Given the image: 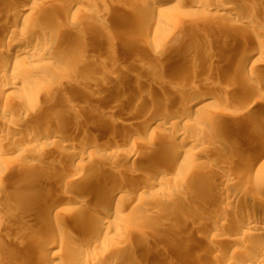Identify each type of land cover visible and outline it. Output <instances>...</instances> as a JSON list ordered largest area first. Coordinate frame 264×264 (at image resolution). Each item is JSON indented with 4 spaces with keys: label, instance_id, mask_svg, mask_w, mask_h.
<instances>
[{
    "label": "bare ground",
    "instance_id": "obj_1",
    "mask_svg": "<svg viewBox=\"0 0 264 264\" xmlns=\"http://www.w3.org/2000/svg\"><path fill=\"white\" fill-rule=\"evenodd\" d=\"M163 1L164 0H145V1L143 0V2H140L139 7L141 8L140 9V12L142 15L141 17L144 20L148 19V20L152 21L155 18L157 13H159L158 15L160 17L163 15H167V14L172 13V10L170 8L161 9V4ZM200 1L198 2L199 5L201 4V6L203 5V7H205L204 4H206L205 3L206 0H200ZM226 1L216 0L215 2L213 1L214 4H212V6H209V5H207V6L209 8V11H211V12L214 11L215 17L218 19H222V20L226 19V21L231 20L232 22L235 20L238 21V23L236 22V24L234 26V30H235L234 34L237 33L238 35L241 34V35L245 36V34L248 33L249 27H252L251 23L255 20L257 21L261 17H262L261 19H263V17H264V7H263V9L257 8L256 10L255 9L252 10L251 8L249 10L245 9V8H241V10L240 9L238 10L235 5H232L231 3H229V1H227V2ZM258 1H259V3L264 5V0H258ZM42 4L43 3L40 2V0L39 1L38 0H29V1L28 0H0V24L3 27L4 26L6 27L7 32H8V28L11 29V28L17 27L16 24L22 23V25H23L22 28H17V29L12 30V31L9 30L10 31V33L8 32L10 34L9 37L7 39L5 37V39L7 40V41L5 40V43L7 44V46H6L7 50L5 49L4 51H2V50L0 51L1 52L0 53V59H1L0 61L3 63L2 65L0 64V78H1V80H2V78H7L8 76L18 74L17 78H19L20 81L17 82L18 81V79H17V81H16L17 83H11L10 85L8 84V86H2V88L0 89L1 93H2V91L8 90V89H14L15 87L17 88L18 86H22L23 85L22 83L25 81L29 82L28 84H30L32 86H36V85L41 84V83L46 82V81H48V83H50L49 80H51V79H53L55 81L54 82L55 85H53L54 84L53 83L49 87V89L47 90L48 94L50 95L49 96L50 101L46 102L47 105H45V109L43 110V112L40 111L41 113L40 112L38 113V110H36V108H38V103H37V99L35 98V94L26 95L28 97V100H29L30 108H28V109L24 108L25 109L24 110V112H25L24 118L25 119H23V121H21V122L18 119L19 120V122L17 121L18 123L16 121L7 122V120H3V124L1 125L2 129H0V208H5V209L7 208L8 212H9L8 221L6 222V225H4V226H6L5 230L7 231L5 236L6 237L9 236L16 229H19L20 232L25 231V232H23L24 235H23V237H21V240L18 242L17 245L19 247H22V246L27 247V251L30 254L34 255V257H32V258L30 255H28V256H30V258L28 257L27 260L29 261V259H31L34 264H48L46 262V261H48L47 255H46V253H44L42 251V249H44V250L48 249V248L50 249L51 247H54L53 244L54 245L60 244L59 246H60L61 250L66 251V257L65 258L68 260L67 262L73 263L75 261L77 263L79 262V264H131L133 261L132 258L134 257V259H136V257H135L136 253L142 254L141 252H139L141 250V248L138 246V244L136 245L135 243H132L130 241V238L127 235V232L129 231L128 229H130L132 227V226L129 227L130 225H132V224H130L132 221L130 220L131 221L130 222L129 220H127L126 217L117 213V208L119 205L132 203L133 201L137 200V198L144 200L145 198L143 199L142 195L147 190H149L150 188L157 186L163 190H162V193H160L156 196L157 197L156 200L154 199V201H153V203L156 204L155 207H158V205H160V206H162V208L164 207V209H166L167 207H168L167 209H169L170 207L180 208V210L184 212L183 213L184 216L182 214H180V215H182V217H181L182 219H178V220L176 219V221L173 220L175 223V224L173 223L174 226H177L176 227L177 230L179 228L182 232H185L186 233L185 235L188 234V236L190 235L195 240H198L199 243L202 242V244L203 243L205 244L207 242L208 245L210 244L209 246L211 248L210 247L209 248H210V250H212V252H210V253H212V254L216 253L215 257H216L217 261H218V259H221L223 257V255H221L220 252H222V251L224 252V249H226L227 246L230 247V246H235V245H242L243 243L244 244L249 243V245L246 246L247 248L249 247L248 251L250 252V254H246L247 255L246 257H248V260L252 261L253 264H264V178L260 180V179H257L256 177H253L251 180V182H253V184H255L256 189H254V191L256 190L255 192H257V193H255V194H257L256 196H258V198L256 199L258 201L255 200V202L252 201V203H251L253 205L252 209H251V207H250V209H247V207L245 209L246 204L244 202L247 199L244 198L246 200L243 202V199H241V196H240L241 194H240L239 195L240 197L238 199L236 198L237 195L236 196L234 195V198H233V199L236 198L238 200V202H236V203H239V205H240V207L238 209L235 206H234L235 208H233V206L229 202L224 204L223 200H222L223 204L222 205H221V203L219 204V208L221 209L222 212L218 213L219 214L218 216H216V214L215 215L213 214V216H215V217L208 215L207 212L209 210H207V209H209V208L206 209V207L204 205L209 203L208 201L210 199H212L213 196L209 200H208V198H207V200L204 198L206 201V204H205L204 203L205 201L203 200V198H201V195H200L201 191L200 190H202V195H203L204 192L209 191V189L207 190V187L210 188V186H216L217 184L220 185V183H219L220 181L217 183V180L214 179L212 175L208 176L209 173L211 172L210 171L211 166L209 167L208 165H210V163L213 164L214 161H215V164H217L219 161L218 159L220 158V155L222 154V156H223L224 154H226V152L229 153V151H232V149L229 150V147H227L226 144H225L226 147H224V148L222 146L218 145L222 148H219L217 150L212 149V147H207V146L205 147V145L201 144V141H199L198 139H195L196 137L193 138L194 136L191 137L190 134H188V131L190 132V131L195 130L198 133H204L205 132V135L207 136L206 132L210 131L209 130L210 129V123L208 121L212 119V117H213L212 114L214 112L211 114V112L209 111V105L211 103H209V101H208L209 99L207 100L206 97L204 98V96H205L204 93H207V91L205 89L199 91V89L201 87L200 88L198 86L195 87L194 84H193L194 86L193 85L192 86H190V85L185 86L186 85L185 82H187V80H185V82H184L185 85H184L182 82V79H184V77H182V76H185L186 78H187V76L184 74H187V75L190 74L189 76L191 78H192L191 74H194L193 76H194V78H196V76L198 75L200 70L203 69V71L204 70L206 71L209 68H215L218 72L217 74H219L221 77L222 76H223V78L228 77V78L232 79V81L234 82L233 84L238 82L240 86H241V83L244 82L245 80H248L251 83L253 78L255 79V77H252V74H250L251 76L250 75L248 76V74H246V72H248V71H246L245 73L238 71V67H236L237 65L236 66H229L230 63H228L229 62L228 60H227L228 62L222 61V63L225 64L224 65L225 68L224 67H222L223 69L221 68V66H223V65L218 66V64L221 62H219V60H217V58H216L217 55H215V54H213L215 56L212 55L213 51L210 49H213V48L216 49V47H217V49L220 48V50L223 53H225V52L228 53V51L233 49V48L229 47L230 45L227 44L226 41L224 43H221V41L223 40V38H222L223 35H221V34L218 36L216 35V37H214L213 39L209 38L210 41L206 40V39H205L206 41H204V42L202 41L203 42L202 44H204V43L206 44V42H208L210 49L207 46L208 47L207 50L212 51V53L210 54L212 56H209V55L207 56L208 51L206 50V47H205L204 49L207 51V52H205L206 55H203L204 53H200V55L202 54L204 56L203 59H201V61H200V59H199L200 57L199 58L197 57L198 61H200L199 63H198V61H197V63H193V62L190 63V61L189 62L186 61L184 63L182 62L183 63V66H181L182 68L179 67L181 69V71L183 72L182 76H181L182 72L180 71V69L178 70V67H176V68L174 67V68L177 69L176 70L177 72L180 71L181 74H180V72L178 74L175 70H171L173 67H170L171 69L168 70V72H166V73L164 72V71H167L164 69L167 68L168 61L171 60V57H173L172 53L164 52V50L166 51L167 49L166 48L163 49L162 48L163 46H161L159 48V49H163L162 52H159V51H161L159 49H157V51H155L156 56L152 57L153 59H150V62H148L147 67L159 70L163 74L162 75L163 77L161 79H163L165 81L166 80L172 81L173 82L172 84L176 85V86L174 85V89L178 88V92L176 91L178 96L175 94L177 97H175V98L173 97L174 99L172 97H170V99H168L169 97L167 96V94H166V96L168 98H165L164 94L163 95L159 94V96H158V93H156L157 95L155 94V96L151 94V96L154 98H156L158 96L157 97L158 101L154 102L153 101L154 99L152 97H150V91L152 92L153 89L152 90H149L150 88L146 89V86L143 85V84H145L143 82V80L141 82L143 84L140 83L139 85H143L144 88L139 86V85H136V83H135V86H133L134 88H132L131 91L129 90L130 93L128 91V93L130 94V98L128 97L129 99L122 101L123 103L121 105H120V102H121L120 99H122L123 97L120 99L117 97L120 102L119 101H116V102H119L120 107L116 106L117 103L115 104V101L113 99L115 97L114 95L116 94L115 91H114L115 94L111 95L112 97L108 96V95H105L103 97L100 95V97H99L95 91V94L100 98V100L98 101V99H97V101H98L97 107H94V108H97V109H95L96 112H95V110L92 109L93 114L91 113L92 114L91 116L88 115L90 113L87 114V116H89L90 118H88L89 120L86 122V124L84 126H80L81 124L80 125L78 124L79 121L75 120V119H74L75 121L73 120L74 122L72 121V123H70L71 120H69V122L63 121L66 123L64 125L61 124L62 128H59L60 126H58V129L57 130L54 129L55 130L54 132L48 131V132H46V134H41L42 131H41V133H39L38 131H40V130H38V131L36 130L37 126L35 129H34V127L31 128L33 126V125L31 126V123H33L39 117H48V116H52L53 114H57L59 112L58 110H59L60 103H63L62 101H64L66 99V98L64 99L62 97V95H64L63 93L69 91V94L71 92L72 96L78 95V96L82 97L83 101L84 100L86 101V100L90 99L91 97L95 96L94 95V87L92 88L93 90H91L88 86L92 81L95 83V81H94L95 79H94L93 74L96 71H95V68H94V71H92L93 68L87 70V68L89 66V65L87 66V64H86L87 58L84 54L80 53V51L82 52L84 49L86 50V48H89V46H92L94 44V42L98 39V33L92 32L91 29L90 30L89 29L88 30L87 29H78L79 27L77 26L76 23L67 22V23H69L70 27L78 29L77 36L75 37L76 40L70 44H67L66 47H64L61 44H58L62 41V36H61L62 33L55 32L54 30H49V29L48 30L45 29L44 31L36 30V28L38 27L36 24H38V22L40 20H42L41 18H43L44 15L46 16V18L48 17L47 20L51 16L53 17V15H54V14L51 15L50 14L51 12L48 9H45V8L42 9L43 8ZM256 4L258 5V2ZM207 6H206V8H207ZM247 7H249V6H247ZM250 7H252V6H250ZM40 9H42V10H40ZM36 12L43 13V14L41 16L40 14H37ZM92 15L99 17V15L96 13L92 14ZM161 20L162 19H159V22H161ZM45 21H46V19L42 20L40 22L45 23ZM41 23H39V24H41ZM256 23L261 24L263 22L260 23V20H259V22H255V24H253V25L255 26ZM45 24H49V22L45 23ZM158 25H161V23L160 24L158 23ZM39 26H41V25H39ZM3 30H1V31L4 32ZM258 33H260V32H258ZM261 34L264 36V30L262 31ZM237 38H238V36H237ZM244 38H246V37H244ZM59 39L61 40L60 42H59ZM198 39H200V38H198ZM226 39H228V38H226ZM3 41H4V38H3ZM197 42H199V41L197 40ZM197 42H196V44H197ZM238 43H240V42L238 41ZM194 44L192 43L193 46H194ZM205 44H204V46H205ZM262 44L264 46V43H262ZM187 45H189V44H187ZM255 45H256V43H255ZM255 47H257V48H255L256 50L253 49V51L250 53V55L248 56V58L245 61L242 62V60H240L239 62L243 63V64H241V66H243V68L244 67L246 68L248 65L251 64L250 66L253 65L254 67L260 68L261 70L264 71V57L262 55V53H263L262 48L263 47L257 46V45ZM202 48H201V50H199V48L197 47V49H198L197 52L198 51L201 52ZM28 56L30 58H26ZM20 58L24 59V62H25V64H27L28 67H26L24 69H18V67H16L15 61L17 59H20ZM51 58L55 59V62L52 61L53 63L49 64V66H47V68L46 67L44 69L42 67L40 68L36 64V62H38V61H45V59H51ZM221 58H222V56H221ZM107 60H108L107 61L108 63L113 62V60H111V59H107ZM101 61L103 62L102 59H100V62ZM191 61H193V60H191ZM98 62H99V60H98ZM107 62L104 61L103 63H101V65L103 64L105 66L107 64V66H108ZM114 62L112 63V65L114 64L113 67H115V65H117ZM231 62H233V61H231ZM104 63H106V64H104ZM96 64H99V63H96ZM236 64H239V63H236ZM83 65H85L87 68H84ZM101 65L99 64L96 66H101ZM127 65H128V63H127ZM171 65H172V63H171ZM231 65H232V63H231ZM80 66H82L84 69L87 70V71L85 70L86 73H84V72L81 73L84 69L80 70L81 69ZM90 66H92V64ZM125 66H126V63H125ZM125 66L122 65L119 67V69L117 67L118 70L115 69L116 72L117 71H120V73L121 72L125 73L127 71L132 72L133 69L131 70V67H130L131 65L126 66V67ZM227 66H228V68L226 69ZM243 68H242V70H243ZM103 69H104V67H103ZM110 69L113 70V68H110ZM110 69L108 70V72L110 71ZM167 69H169V67ZM115 70H113V72ZM252 70H253V68H252ZM139 71L138 72L136 71V72L139 73ZM172 71H175L176 73H174ZM113 72H110V73H113ZM133 73H135V71ZM142 73H144V72L142 71ZM96 74H95V76H96L95 78L101 80V81H99V83H97L98 81L96 79L97 85L101 84V82H103V80H104V83H102L101 86L106 87L105 81L108 82V79L105 80L103 75H102L103 78H101V77L99 78L98 76H100V75L99 74L96 75ZM106 74L108 75L107 72L105 73V75ZM200 74L201 73H199V75ZM121 75L123 76L122 78H124V79H126L127 77L132 78V76L130 74H128L129 76H127L126 78L124 77V74L121 73ZM121 75L120 76L117 75V76H119V78L116 75H114V76H116L119 79L118 81H120V80L122 81V79H120ZM213 75H215L214 72H213ZM109 76H111V78H112V74H110ZM114 76H113V78L117 79ZM203 76H200V77H203ZM134 77H136V76L133 75V78ZM150 77H151L150 75H147V76H143L142 78L144 80H146L147 82L149 80L154 85H160L159 83L162 80H156L157 79L156 77L155 78H153V77L150 78ZM259 77H261V76H259ZM216 78H217V76H216ZM219 79H221V78H219ZM132 80L134 81V79H132ZM138 80H141V79H138ZM188 80H190V79H188ZM262 80H263V78H262ZM190 81H188V82H190ZM255 81L257 82L256 79H255ZM81 82L88 85L87 87L89 89L87 91H84V90L79 91L80 89H77L76 86L78 85V83L80 84ZM113 82H112V84H113ZM126 82L127 83L130 82V80L129 81L126 80ZM134 82H136V81H134ZM204 82H206V81H204ZM207 82H209V81H207ZM116 83H118V82L116 81ZM119 83L117 84L118 86H120ZM148 83H146V84H148ZM200 84H201V82H200ZM117 85H115V86H117ZM129 85L131 86L132 84H129ZM262 85L264 86V81H263ZM84 86L86 87V85H84ZM109 86L111 87L112 85H109ZM115 86L113 85V87H115ZM237 86H238L237 84H235V86L234 85L231 86V87H233L232 88L233 91L237 89ZM257 86H259V83H258V85L256 84L255 87H257ZM207 87H208V85H207ZM106 88H105V90L103 89L105 92H106ZM111 88H110V91H111ZM250 88L251 89L242 88L244 93H242V95L239 97V104H243V105H244V103L246 104L248 102V100L252 99V97L255 99V101L259 99V101L262 100L264 102V93H261L262 90L259 91L258 88H254L253 86L252 87L250 86ZM66 89H68V90L66 91ZM76 89H77V92L75 93ZM115 89L117 91L118 87ZM217 89H218V87H217ZM232 89H230V90H232ZM238 89H239V87H238ZM123 90H124V88H123ZM156 90H157V88H156ZM207 90L211 91V90H209V87ZM240 90H239V92L242 91V90L241 91ZM98 91H99V89H98ZM118 91H120V88ZM202 91L204 92L203 96H202V94L199 95L200 94L199 92H202ZM112 92H113V90H112ZM163 92H166V91H163ZM229 93H230V91H229ZM169 96H171V95H169ZM151 99H153V100H151ZM68 100H70V99H68ZM115 100H116V97H115ZM0 101H2L1 98H0ZM83 101H82V103H83ZM151 101H153V102H151ZM143 102H145V103H143ZM69 106H71V105H69ZM90 106H92V104H90ZM112 108L113 109L115 108V110L118 108L117 109L118 111L117 110L116 111L114 110V111H115L116 115L118 116V118L122 117V124H123L124 120H126V119H124L125 117L126 118L131 117V119H133V122L134 121L136 122L135 118H138L141 115L143 117L148 116L149 119L151 117V120L153 121L152 123H156V125L158 124L159 126H162L164 128V131L166 134V136L164 137L165 141H163L161 143H159V142L157 143V141H155V139L150 140L149 144H147L148 145L147 149H145V152L143 151L144 152L143 153L144 158L143 159L141 158L144 161L143 166L140 165L142 162L138 161V154L135 153V152H138V150L133 151L136 155H133V153H132L130 155H127L125 158H123V159H125L124 161L126 162V164L128 163L129 167L126 168L128 170L127 171L125 170L126 171L125 173H122L123 175H122L121 179H119V178H118L119 180L116 179L114 177V175L112 173H110L104 177H100V178L94 177L95 179H93V180H87L90 177L92 178L97 172L99 173L102 171V170L101 171H98V170L106 169L107 167L106 168H104V167L107 166L108 164H110V170H111V165L116 167V165L118 164V161L121 160L120 157L122 155L121 154L120 156H118L120 160L115 159V160H117L116 162L114 161L115 163H112L110 160V162H108L107 165H105L106 163H103V165H105L104 167L102 166L103 168L99 167L100 169L98 168V170H96L97 167L94 168L92 165V162L95 160L94 156L95 157L101 156L102 150L104 151L105 150L104 148H107V147H104L105 143L104 144H102V143L108 137L106 139H103L102 136L99 135L100 133L98 135L95 134L93 128L99 127V129H97V132H98V130H100V131L104 132L105 136L108 133L107 136L109 135V139H112L114 137H116L118 139L117 136H119V138H125V135H129V138H131L133 136L135 137L136 134L139 135L140 134L139 129L142 128V126H143V125L141 127L139 126L140 127L139 129H135L136 125L133 126V124L131 123L133 126V129H135V130H131L132 128H130V126H129L130 130H128V132H127V129L125 131L124 128H122V126L120 127L121 124L111 121L113 119H117V117L114 118L115 115H113V118H112V115H110L111 116L110 118H112V119H108L109 121L107 120V117L105 120L104 114L110 110L113 111ZM11 110L12 111H10V109H9V112H8V111H6V110L4 111V109H2V111L5 113L6 112H8V113H10V112L14 113L15 112L16 113V111H17V110L13 111V109H11ZM62 110H64V108ZM62 110H61V113H62ZM19 111H18V113H19ZM69 111H71V109ZM20 113H22V112H20ZM69 113H70V115H69V118H70L71 112H69ZM66 114H67V112L64 115H66ZM144 115H146V116H144ZM87 116H86V118H87ZM48 119L49 118H47L46 121H49ZM54 119H55V117H54ZM59 119H66V118L60 117ZM68 119H66V120H68ZM119 119L121 120V118H119ZM139 120H141V117L137 119L138 122H139ZM117 121L118 120H116V122ZM59 122H61V120ZM80 122H82V121H80ZM41 123H42V121L39 124H41ZM107 123H110V125H112V126L105 131ZM35 124H37V123H35ZM46 124H48V123L46 122ZM56 124H58V123H56ZM247 124L245 125V131L243 129V131H244L243 133H240V132H242V131H240L239 132L240 134L235 137V140L232 138V140L235 141L236 145L238 143H242L244 141H247V139L250 136L252 137V135H251V134H253L251 131L252 128H251V126H247ZM29 126H31V127H29ZM137 127L138 126H136V128ZM46 131H47V128H46ZM123 132H125V135L122 137L123 134H121V133H123ZM225 134H226L225 131L221 132L218 134V137L220 136L219 138L222 140L224 138L227 139L228 137H226ZM24 135H27L29 137L30 141L33 143V146L31 143V145L27 147L28 149L27 148L23 149V147L22 148L19 147L20 141L18 143V140H20L21 139L20 137H22ZM262 135H263V137L261 136L263 138L262 140H264V133ZM111 136H112V138H111ZM200 137H201V135H200ZM202 137L205 139L204 136H202ZM126 138H127V136H126ZM137 138L138 137H136V139ZM89 139L95 140L96 143L93 142V144L94 145L97 144V146L95 147L94 150L91 149V150H93L92 151V154L94 155L93 159L92 158L90 159V157H86V158L90 159V160L88 159V161H87L89 163H86L84 155L89 154V152L88 153L85 152L87 154H84V151L88 147V146H86L88 144V143L86 144V142ZM173 139L177 140L178 142H175ZM213 139H216V137H214ZM118 140H116V141L118 142ZM123 140H125V139H123ZM211 140L210 139L208 140V143L210 142L209 144H212L211 143L212 141L214 142V140H212V141ZM216 140H218V138ZM128 141H129V139H128ZM40 142H45V143L50 142L51 147L55 148V150L53 148L54 152L57 154V156H60L59 157L60 160H58L57 163L54 161L55 165H54V168L52 169V171L50 170L49 173H46L47 175L44 174V177L49 175L50 179L47 177L46 178L49 179L50 182L52 179V183L54 180H56L59 182V183L56 182L57 184H60V183L62 184L66 180L73 183L74 181L71 178H74V179H77L78 177L83 178L82 174L86 171H87L86 173H88V175L87 174L86 175L89 176L90 173L88 171H90L89 168L91 167V165H92L94 171H97L96 173L94 172L93 176L90 175V177H84L85 180H87V183L85 184L86 186H82L76 190L74 189L73 191H70L69 192L70 194L68 196L67 195L65 196V194L62 193L64 190L61 191L60 190L61 188L59 189L57 184H55V182H54L53 189L58 188V191L60 190V194L62 193L61 199H62L63 194H64L65 198L72 201L75 205L76 204L77 205L82 204V206H83V204L87 203V201H90V199L92 201V198H95L94 202H96V203H97L98 198L103 199L102 203H98V206L96 205L97 208L94 207L92 209L90 208V210H88V211L85 210V212H82L80 214L77 213V214H79V216L77 218H76V216H77L76 214H75L76 216L75 215L72 216V217L76 218V221H77V219L79 221L77 224L75 222L74 227L77 226L76 227L78 229L77 232L79 231V233H81V235L83 237V238L81 237L82 239H80V241L72 240L73 237L69 240H68V238H69L68 237L67 238L68 241H66V240L62 241V239H63L62 237L66 236V235L68 236L70 234L67 231L68 229L66 230V229H63L59 226H56V227L54 226L52 228H50V227L48 228L47 225H45L46 221L48 219H50L51 216H58L60 212L58 211V208L55 205H53V203L51 201H47L45 199L43 200V199H40V197H38L37 181L42 180V178L40 179V176H39V174L42 171L41 172L36 171L37 174L34 173L35 174L34 176L29 174V173H31V171L34 170V168L32 167V164H31V169L33 168V170H30V172H27V169L30 167L28 166L29 164L26 163V160H27V158L32 157V156H30L29 152H32L33 151L32 149L36 148V147L33 148L35 146V144L36 143L40 144ZM106 142H107V140H106ZM113 142L115 143V140ZM219 142H221V141H217L216 143L217 144L222 143V142L221 143H219ZM232 142L233 141H231V144H233ZM109 143L111 144L112 142H109ZM109 143L107 142L106 145H108L109 147H112V145H110ZM37 144H36V146H37ZM89 144H91V143H89ZM93 144H91V145L93 146ZM101 144L103 145L104 148L101 146ZM4 145H6V146L4 147ZM114 145H116V144H114ZM184 145H190L192 150L193 151L196 150L197 153H195V155L194 154L191 155L192 153L190 155L184 153L185 155L182 156V152H180V149H181L180 147H182V146L184 147ZM249 147H251V146H249ZM52 148H49V149L52 150ZM49 149H48V151H49ZM233 149H235V148H233ZM53 150L51 151V153L53 152ZM187 150H189V149H187ZM49 152H47V155ZM51 153H49V154H51ZM104 153H106V151ZM236 153H238V152L236 151ZM236 153H234L235 156H236ZM240 153H242V152L240 151ZM56 154H54V155H56ZM229 154H232V152ZM234 154L231 156H234ZM27 155H29V157H27ZM47 155H46V157L48 158ZM238 155H237V157H238ZM9 156H12L13 159H17V160L21 161L19 164V167H18L19 168L17 171L18 173H16V174L7 169V164L12 160V158H10ZM34 156H33V159L36 158ZM240 156H241V154H240ZM49 157H50V155H49ZM52 157H53V155H52ZM52 157H50V158H52ZM118 157H115V158H118ZM47 158H46V160H47ZM55 158H57V157L55 156ZM110 159L114 160V157L110 158ZM38 160H40V159L37 158V161ZM41 160L43 161V157ZM96 160L94 162L98 161V160L97 161ZM173 161H174V163H176L178 161L181 162L178 170L176 167L177 163L175 165H173L174 164ZM216 161H217V163H216ZM122 162H123V160H122ZM125 162H123V164ZM139 162H140V164H139ZM227 162H228V160H227ZM170 163H172V164H170ZM34 164H36V163H34ZM34 164H33V166H35ZM44 164H45V162H44ZM39 165H42V164H39ZM118 165L121 166V164H118ZM220 165H223V164H220ZM37 166H38V164H37ZM49 166H50V164H49ZM51 166H53V164ZM162 167H163V169H162ZM206 168L210 169V170H208V172H209L207 174L208 177L206 176V173L203 174V171ZM246 168H247V166H246ZM112 169H113V167H112ZM103 171H107V169L103 170ZM45 172H43V173H45ZM215 173L217 174V172H215ZM99 174H101V173H99ZM199 174H200V177L198 176V178H195V175L197 176ZM52 175H53V177H52ZM172 175H176V177H177V180L175 182H172L170 180V178L168 177V176H172ZM42 176H43V174L41 175V177ZM162 176H164L166 178L168 177L169 179L165 180V178ZM228 176H229V173H228ZM221 177H222V175H221ZM26 178H28V179H26ZM69 178H70V180H69ZM216 178H219V177H216ZM47 179H45V181L42 180V182L47 183L48 182V181H46ZM180 180L184 182L181 185H180V183H177ZM79 181H82V180H79ZM79 181H78V183L75 181L77 187L79 186V185H77V184H79ZM82 182H85V181H82ZM52 183H50V184H52ZM48 184H49V182H48ZM48 184H46L45 186H50ZM64 184H62V186ZM230 184H231V182H230ZM250 184L252 185V183H250ZM40 185H42V183L39 184V186ZM65 185L63 187H65ZM229 185H227V186H229ZM232 185H234V184H232ZM227 186H225V187L227 188ZM235 186L236 185L230 186V187L231 188L234 187V189H235ZM50 187H48V188H50ZM230 187H228V188H230ZM70 188L72 189V187H70ZM205 188H206V191L203 192V190ZM35 189H37V190H35ZM53 189H52V193L54 192ZM167 189L170 190L169 193H165V190H167ZM198 189H200V190H198ZM210 190H212V187ZM231 190H229L230 193L235 192V191L231 192ZM47 191L50 192V190H47ZM55 191H57V189ZM128 193H129V195H131V193H133V195H132L133 197H131V198L128 197L129 196ZM227 194H228V192H227ZM234 194H237V192ZM56 195L57 194H55V198H56ZM213 195H215V194L213 193ZM217 195H219V194H217ZM177 196L179 198H181L180 201L177 199L178 198ZM59 197L60 196H58V198ZM202 197H205V196H202ZM231 197L232 196H230V198ZM6 198H8V200H10L11 202L13 201V203H12L13 205L6 202L7 201ZM46 198L50 199V197H46ZM230 198H229V200L226 198L227 201H230ZM250 199H252V198H250ZM224 200H225V198H224ZM98 201H100V200H98ZM143 202L145 203L147 201L144 200ZM199 202H201V204ZM202 202L204 203V205H202ZM218 203L216 202V204H218ZM88 204H90V203H88ZM92 205H91V207L95 206V205H93V206ZM189 206H191L193 208L191 210H189V209L186 210V207H189ZM145 207H147V206L145 205ZM150 207H151V205H150ZM255 207H258L260 209L258 210ZM152 208H154V207H152ZM162 208L160 207L159 210ZM150 209L151 208H149V210ZM156 209H155V211H157ZM216 210H217V208H216ZM150 211H153V210H150ZM168 211H170V209ZM160 212H162V210ZM218 212H220V211H218ZM61 213H63V212H61ZM192 213H196L195 215L197 217H195L196 219H194V221H192L189 224L188 222L190 220L188 221L187 218L190 219L191 216L188 217V215H190V214L193 215ZM71 214H72V212H71ZM177 215H179V214H177ZM129 216H131V215H129ZM209 216H211V217H209ZM152 218H154V215ZM171 218H172V216L170 217V219ZM155 220H156V222H157V220L161 221L160 218H157ZM73 221H75V220H73ZM3 222H4L3 224H5V221H3ZM26 222H28V223L32 222V224L34 223L33 226H35L36 228H32V229L37 230V231H35L36 232L35 236H31V234H30L32 231V230H30V227H32L31 226L32 224L29 226V225H26L27 224ZM135 222H136V220H135ZM236 222H237V224H238V222L240 223V224H238V225H241L240 228H236L237 225L235 224L236 226H234L232 224V223H236ZM149 224H150V222H149ZM162 225H160V226H162ZM47 228L49 229V231H47ZM76 228H74V229H76ZM114 231H116L117 234H119L117 236V238H109L108 239L109 234L111 232H114ZM238 232L241 233V235L238 234ZM47 238H49V240L51 239V241L52 240L53 241L50 244H48ZM186 238L189 239L188 237H186ZM60 239L62 242L60 241ZM198 241H197V243H198ZM155 242H156V240H155ZM146 243H147V241H146ZM98 244H102L104 246V249L101 252H97L98 255H95L96 256L95 259L86 258L90 253L89 251L92 250L94 247H96V245H98ZM147 246H148V244H147ZM151 247H150V249H151ZM148 248H149V246H148ZM23 249H25V248L23 247ZM124 249L128 250V254H123ZM146 250H147V248H146ZM141 251L143 252V250H141ZM156 251L154 252L155 255L157 254ZM237 252H238V250H237ZM237 252H235V253H237ZM244 253H245V251L243 252V254ZM57 254L60 255V253H57ZM132 254H133V257L131 256ZM144 254L148 257H151L150 251H146V253H144ZM61 255H62V252H61ZM161 255H166V254L165 253L160 254V256ZM169 255H168V257H169ZM240 256L242 257V255H240ZM148 257L146 259H148ZM246 257H245V259H246ZM153 258L154 257H152V259L151 258H149V259L153 260ZM234 258H236V257H234ZM168 259L169 258H167V260ZM223 259L224 258H222V260ZM137 260L139 261V258ZM151 260H150V263H151ZM59 261H60V259H59ZM59 261L57 263H54V264H62L63 261H61V262H59ZM163 261L165 262V260H163ZM242 262H243V260H242ZM145 264H147V262H145ZM229 264H232V263H229Z\"/></svg>",
    "mask_w": 264,
    "mask_h": 264
},
{
    "label": "rangeland",
    "instance_id": "obj_2",
    "mask_svg": "<svg viewBox=\"0 0 264 264\" xmlns=\"http://www.w3.org/2000/svg\"><path fill=\"white\" fill-rule=\"evenodd\" d=\"M199 1L200 0H164L162 2V4H161V9L170 8L172 10V13L167 14V15H163L161 17L158 15L159 13H157L155 18L152 21H150L148 19L144 20L141 17L142 15H141V12H140L141 8L139 7V3L143 2V0H40V2L43 3L42 4V6H43L42 9H44V8L48 9L51 12L50 14L51 15L54 14V15H53V17L51 16L48 20H47L48 17L46 18V16L44 15L43 18H41V19L42 20L46 19L45 23L49 22V24H45L44 22H43L44 23L43 24V23L40 22L42 20H40L38 22V24H36L38 26L36 28V30L44 31L45 29H47V30L49 29V30H54L55 32L62 33L61 34L62 41L59 39V42L60 41L61 42L58 43V44H61L64 47H66L67 44H70V43L74 42L76 40L75 37L77 36L78 29H87V30L91 29L92 32L98 33V39L94 42V44L92 46H89V48H86V50L84 49L85 51L84 50L82 52L80 51V53H82V54H84L86 56V58H87L86 59V64H87V66L89 65L88 68L85 65H83V67L87 68V70L93 68L92 71H94V68H95L96 72L95 73L93 72L94 73L93 75H94L95 83L92 81L91 82L92 84L90 83L89 86H88L87 84L81 82L80 84L78 83V85L76 86L77 89H80L79 91H82V90L87 91L89 88L91 90H93L92 88L94 87V95L95 96L91 97L90 99H88L89 101L86 100L87 101L86 102L85 100L84 101L82 100V97H80L78 95H73L72 96L71 92L69 94V91L68 92L64 91L65 93H63L64 95H62V97L64 99L65 98L66 99L64 101H62L63 103H60L59 110H58L59 112L57 114H53L52 116L39 117L40 119L39 118H38L39 120L36 119L33 123H31V126L32 125L33 126L32 127L29 126V127H31V128L34 127V129H35L36 126H37L36 130L37 131L40 130V131H38L39 133H41V131H42L41 134H46V132H48V131L49 132L50 131L54 132L55 130L58 129V126H60L59 128H62L61 124L64 125L66 122H69V120H71L70 123H72V121L74 119L78 120L79 121L78 124L79 125L81 124L80 126H84L86 124V122L89 120L88 119V118H90L89 116H91L93 114L92 109L93 110L97 109V108H94V107H97V103L100 100V98H99L100 95L102 97L105 96V95L111 96V95H114L115 92H116V94L114 95L116 97V100H115L114 96H113L114 97L113 99L115 101V104L117 103L116 106L120 107V105L123 103L122 101L127 100V99L130 98V94L129 93L132 90V88H134L133 86H135V83H136V85H139L142 82V80H143V82L145 84H143V83H141V84L146 86V89L147 88L148 89L150 88L149 90L153 89L152 92L150 91V97H152L151 94L155 96L156 93H158V96H159V94L160 95L164 94L165 98L169 97L168 99H170V97H172V98L173 97L174 98L177 97L178 96L177 95L178 88L174 89V85L175 84L173 85L172 81H167V80L165 81V80L161 79L163 77L162 76L163 74L159 70L147 67V64H148V62H150V59H153L152 57L156 56V52L155 51H157V49H159L161 46H163L162 47L163 49L166 48L168 50V51L164 50V52H169V53H172V55H173V57H171V60L168 61L167 68L169 67V69L165 68L164 70H167V71L163 70L165 73L168 72V70L171 69L170 67H173L171 70H175L176 71L177 70V69H175L176 67H178V70H179L180 68H182L181 66H183V63L186 62V61L187 62L190 61V63L191 62L197 63L199 57H200L199 59L201 61V59H203V57H204L203 55H206L205 52H207V51H208L207 56L208 55L212 56L213 54H215V55H217L216 58H217V60H219V62L222 63V61L223 62H225V61L228 62L229 61L228 62V63H230L229 66H236L237 65L236 67H238V71L243 72V73H245L246 71H248V72L250 71L249 73L246 72V74H248V76L250 74H252V77H255V79L257 80V82H256L255 79L253 78L251 83H250V81L245 80L244 82L241 83L242 87L237 82V83H235V84L238 85L237 89L233 91V89H232L233 87H231V86H233V85L235 86V84H233L234 82L232 81V79H230L228 77H224L223 78V76L221 77L219 74H217L218 72H217V70L215 68H209L210 70L208 69L206 71L205 70L203 71V69L200 70L199 73H201V74L199 75V73L197 72L198 73V75H197L198 77L196 76V78H194V76H193L194 74H191L192 78L189 76L190 74H188V75L184 74V75L187 76V78H186L185 76H182L183 72L181 71V69H180V71L182 72V74L179 71L181 76L184 77V79H182L183 84H184L185 80H187V82H185L186 85L184 84L185 86H189V85L192 86L194 84L195 87L196 86H198L199 88L201 87L199 89V91L200 90H204V89L207 91V93H204L203 91L199 92L200 93L199 95L202 94V96H203V93L205 94L204 98L206 97L207 100L209 99L208 101H209V103H211L209 105V111L211 112V114L214 112L212 114L213 115L212 119L208 121L210 123V129H209L210 131L206 132L207 136L205 135V132L204 133H198L195 130L194 131H190V132L188 131V134H190L191 137L194 136L193 138L196 137L195 139H198L199 141H201V144L205 145V147L206 146L207 147H212V149H214V150L216 149L217 150L219 148H222V147L224 148V147L227 146V147H229V150L232 149V151H229V153L232 152V154H229L228 152H226V154H224L223 156L221 154L220 158L218 159L219 160L218 163L216 161L217 164H215V161L213 162V164L210 163V165H208V166L209 167L211 166L210 167L211 170L206 168L203 171V174L206 173V176H207V174L209 173L208 170H210L211 172L209 173L208 176L212 175L213 178L217 180V183L220 181L219 182L220 185L216 183L217 184V185L215 184L216 186H210V188L207 187V190L209 189V191H210V192L208 191L209 193L206 191V188H205L203 190V192L206 191V192H204L205 194L207 193L206 195L204 193L202 195V190L198 189V190L201 191L200 195H201V198H203L204 201H205V199L207 200V198L209 200L213 196V198L208 201L209 203L206 204V201H205L204 203L206 205H204L203 202H202V205H204L206 207V209L209 208V209H207V210H209L207 212L208 215L213 216V214L214 215L216 214V216H218L219 215L218 213L222 212L221 209L219 208V204L220 203L222 205L223 203L225 204V203L229 202V203H231L233 208L236 207L238 209L240 207V205H239V203H236V202H238L237 199L240 196H241V199H243V202L247 199L244 202L246 204L245 205V209H246V207H247V209H250V207L252 209L253 205L251 203H252V201L255 202V200L258 198V196H256L257 194H255V193H257V192H255L256 190L254 191V189H256L255 188V184H253V182H251V180H252L253 177H256L257 179H260V180L264 178V140H262L263 139L262 138L263 137L262 134L264 133V102L262 100L259 101V99L255 101V99L252 97V99L248 100V102L246 104L245 103H244V105L243 104H239V97L242 95V93H244L242 88L251 89L250 86L251 87L253 86L254 88H258L259 91L262 90L261 93H264V90H263L264 86L262 85V83L264 81V71L261 70L260 68L254 67L253 65L250 66L251 64L248 65L246 68L245 67L243 68V66H241V64H243V63L239 62L240 60H242V62L245 61L248 58V56L250 55V53L253 51V49L257 48V47H255L256 45L263 47L262 48L263 49L262 50L263 51L262 55L264 57V46L262 44V43H264V36L261 34L262 31L264 30V24H263L264 23V17H263V19H261L262 18L261 17L257 21L255 20V21H253L251 23L252 27H249V30L247 29L248 33L251 31L249 34L247 33V34H245V36L241 35V34L238 35L237 33L234 34V31H235L234 30V26H235L236 22L238 23V21L235 20V21L232 22L231 20L230 21H228V20L226 21V19H223V20L222 19H218V18L215 17L214 11H212V12L209 11V8H208L207 5L212 6V4H214V2L216 0H206V2H205L206 4H204L205 7H203V5L201 6V4L199 5V3H198ZM223 1H226V0H223ZM227 1H229V3H231L232 5H235L238 10L239 9L241 10V8H245V9H248V10L251 8L252 10H254V9L256 10L257 8L258 9H261V8L263 9V7H264V5L259 3L258 0H232V1L231 0H227ZM257 2H258V5L256 4ZM206 6H207V8H206ZM247 6H249V7H247ZM250 6H252V7H250ZM42 9H40V10H42ZM36 13L40 14L41 16L43 14V13H39V12H36ZM95 13L98 14L99 17H96V16L92 15V14H95ZM159 19H162L164 22L162 20H161V22H159ZM259 20H260V23L261 22H263V23H261V24L256 23V25L254 26L253 24H255V22H259ZM67 22L76 23L79 28L78 29L72 28V27L69 26V23H67ZM39 23H41V24H39ZM158 23L159 24L161 23V25H158ZM19 24H16L17 27H15V28H11V29L8 28V32L10 33V31H12V30H15L17 28H22L23 27L22 23H19ZM39 25H41V26H39ZM1 30H3L4 32H2ZM8 32L6 30V27L5 26L3 27L0 24V51L1 50L4 51L5 49L7 50V47H6L7 44L5 43V40L10 35ZM258 32H260V33H258ZM220 34L223 35L222 38L224 40V41L222 40L221 43H224L226 41V43L230 45V46L229 45L228 46L230 48H233L232 50L228 51V53L227 52L223 53L220 50V48L217 49V47H216V49H214V48L210 49L208 42H206V44L204 43L205 46H204V44H202L204 41L209 40V38L213 39L214 37H216V35L218 36ZM237 36H238V38H237ZM5 37H6V39H5ZM244 37H246V38H244ZM3 38H4V41H3ZM198 38H200V39H198ZM226 38H228V39H226ZM197 40L199 42H197ZM237 40L240 43H238ZM191 42L193 44L195 43L194 44L195 47L192 45ZM196 42H197L198 45L196 44ZM255 43H256V45H255ZM187 44H189V45H187ZM207 46L209 47L210 50L213 51V53H212V51L207 50L208 49ZM197 47L199 48V50H201V48L203 47L202 51L201 52L198 51L199 52L198 53L197 52V50H198ZM205 47H206L207 51L204 49ZM163 49H159V50H161L159 52H162ZM200 53H204V54L200 55ZM211 53H212V55H210ZM215 55H213V56H215ZM221 56H222V58H221ZM26 58H30V57L28 56ZM100 59H102L103 62L104 61L107 62L108 61L107 59H111V60H113V62L115 61L114 63L117 64L118 66L115 65V67H113L114 66V64L112 65L113 62L112 63H108L107 62L108 66H107L106 63H104L106 65L104 66L102 64L103 65L102 66L101 63H103V62L102 61L100 62ZM190 59L193 60V61H191ZM98 60H99V62H98ZM52 61L55 62V59H53V58L45 59V61H38V62H36V64H37L38 67H40V68L42 67L44 69L45 67L47 68V66H49V64L53 63ZM200 61H198V63ZM231 61H233V62H231ZM96 63H99L101 66H96V65H99V64H96ZM125 63H126V66H130L131 65L130 66L131 70L135 69L134 70L135 73H133L134 72L133 70H132V72L127 71L125 73L124 72H121V73L124 74L125 78L127 76H129L128 74H130L132 76V78L131 77H127L126 79H124V78H122L123 76L121 75L120 71L116 72V70H118L120 66H122V65L125 66ZM127 63H128V65H127ZM171 63H172V65H171ZM221 63H219V64L217 63L218 66L219 65L220 66L223 65V66H221V68L222 67L225 68V66H224L225 64L224 63L221 64ZM231 63H232V65H231ZM236 63H239V64H236ZM0 64L2 65L3 63L0 61ZM91 64H92V66L94 64L95 65L92 67V66H90ZM15 65H16V67H18V69H24V68L28 67L27 64H25L24 59H21V58L17 59L15 61ZM116 66L118 67V69H117ZM80 67H81L80 70L84 69L82 66H80ZM103 67H104V69H103ZM108 68L109 69L113 68V70L116 69L114 71L115 73L113 72L112 69H110V71L108 72V70H109ZM227 68H228V66L226 67V69ZM242 68H243V70H242ZM252 68H253V70H252ZM85 70L86 69H84L81 73H83V72L86 73L87 70L86 71ZM105 71L108 73V75L106 74L107 76L105 75V73H106ZM136 71L137 72L139 71V73H137ZM142 71L144 73H142ZM175 71H172V72L176 73L177 71L176 72ZM110 72H113V73H110ZM179 72H177V73L179 74ZM213 72H214L215 75H213ZM95 74L96 75L99 74L100 75V76H98L99 78L100 77L103 78L102 77V75H103L105 80L108 79V82L105 81L107 88L105 86H103V87L101 86L102 83H104V80H103V82H101V84L97 85V83H99V81H101V80L95 78L96 77ZM110 74H112V78H111V76H109ZM114 75H116V76L117 75H119V76L121 75L120 79H122L123 82L121 80H120L121 82L118 81L119 80L118 79L119 76H117L118 77L117 78ZM133 75L136 76L137 78L136 77L133 78ZM142 75L143 76L150 75L151 76L150 78H152V77L155 78L156 77L157 78L156 80H162L159 83L161 86L160 85H154L149 80H148V82H149L148 83L146 80H144L142 78L143 77ZM113 76L115 78H117V79H114ZM200 76H203V77H200ZM216 76H217V78H216ZM259 76H261V77H259ZM17 77H18V74L12 75V76H8L7 78H2V80L0 78V89L2 88V86H8V84L10 85L11 83L19 82L20 79L17 78ZM218 77L221 78V79L223 78V79L221 80ZM262 78H263V80H262ZM17 79H18V81H17ZM96 79H97L98 82L96 81ZM128 79L130 80V82L127 83L126 80L129 81ZM132 79H134V81H136V82H134ZM138 79H141V80H138ZM188 79H190V80L192 79V80L190 81ZM116 81L118 83L120 82L119 83L120 86L117 85L118 83H116ZM188 81H190V82H188ZM204 81H206V82H204ZM207 81H209V82H207ZM46 82H43V83L38 84L36 86H32V85L28 84L29 82L25 81V82L22 83L23 84L22 86H18L17 88L15 87L14 89H8V90H5V91H2V93L0 91V98L2 99V101H0V108H1L0 109V111H1L0 112V119H1L0 120V123H1L0 124L1 128L0 129H2L1 125L3 124V120H7V122H9V121L10 122H13V121H16V122L18 121L19 122V120H20V122H21V121H23V119H25L24 118L25 117L24 110L30 108L29 100H28V97L26 95L35 94V98L37 99V103H38V108H36V110H38V113L40 111L43 112V110L45 109V105H47L46 102L50 101L49 100L50 99L49 98L50 95L48 94L47 90L49 89V87L55 81L53 79L49 80V82L51 84L48 83V81H46ZM112 82H113V84H112ZM200 82H201V84H200ZM146 83H148V84H146ZM258 83H259V86L255 87L256 84L258 85ZM108 84L112 85L111 87L113 89ZM129 84H132V85L130 86ZM53 85H55V83ZM84 85H86V87ZM107 85L111 88V91H110V88ZM113 85L114 86L117 85V86L113 87ZM143 85H139V86L144 88ZM207 85L209 87V90H211V91L207 90L208 89ZM104 87L106 88V92L104 91L105 90ZM117 87H118V90L120 88V91H118V90L116 91L115 88H117ZM217 87H218L219 90L217 89ZM238 87H239V89H238ZM123 88H124V90H123ZM156 88H157V90H156ZM229 88L232 89V90H230ZM68 89H66V91ZM77 89H76L75 93L77 92ZM98 89H99L100 92L98 91ZM112 90H113V92H112ZM239 90L241 92H239ZM95 91H96V94L99 97L95 94ZM128 91H129V93H128ZM163 91H166V92H163ZM229 91H230V93H229ZM166 94H167L168 97L166 96ZM169 95H171V96H169ZM117 97L119 99L123 97L122 99H120L121 102L119 101V99ZM157 97L156 98L152 97L154 100L153 99H151V100H153L154 102H157L158 101ZM67 98L70 99V100H68ZM93 98L94 99L96 98V99L94 100ZM97 99H98V101H97ZM82 101H83V103H82ZM116 101H119L120 105H119V102H116ZM153 101H151V102H153ZM143 103H145V102H143ZM90 104H92V106H90ZM69 105H71V106H69ZM61 108L62 109L64 108L65 111L62 110ZM2 109H4V111L6 110L8 112H9V109H10V111H12L11 109H13V111H16V110L17 111H16V113L15 112L14 113H11V112L10 113H8V112L5 113V112L2 111ZM70 109H71V111H69ZM61 110H62V113H61ZM114 110H115V108L113 109V111L110 110V111H108V112H106L104 114L105 120H106V117H107V120H108V119H112L113 115H115L114 118L117 117V119H113L111 121L121 124L120 127L122 126V128H124L125 131L127 129V132H128V130H130L129 126H130V128H132L131 130H135V129H139L143 125L142 128L139 129L140 132L137 130L140 133L139 134L140 136L138 134H136L135 137L133 136L135 139L133 137L129 138V135H125V132H123L121 134H123L122 137L125 135V138H119V136H117L118 139H119L118 140L116 137L112 138V136H111L112 139H109V135L107 136L108 133L105 136L104 132H102L100 130H98V132H97V129H99V127L98 128H93L95 134L98 135L100 133L99 135H101L103 139H106L108 137L106 140H107L108 143L112 142L111 144L109 143L110 145H112V147H109L108 145H106L107 142H106V140H104L102 144L105 143L104 147H107V148H104L103 145L101 144V146L105 150L104 151L102 150L101 156L95 157L92 154V151L95 149L97 144L94 145L93 142L96 143V141L93 140V139H89L90 141L91 140L92 141L90 142L88 140L89 142L87 141L86 144L87 143L88 144L91 143V144H93V146L91 144H89V145L85 144L88 147H87V149H85L84 154H87L89 152V154L84 155L85 156L84 158L86 160L85 162L89 163V162H87L89 158H86V157H90V159L91 158L93 159V156H94V159L95 160L97 159L98 161L96 160L97 162H94L95 161L94 160L92 162V165H93L94 168L97 167L96 170H98L99 167L101 168L102 166L104 167L105 165H107V163L110 162V160H111L112 163H115L117 161L115 159H119L118 156H120L121 154L123 156L121 155V157H120L121 160L120 159L119 160L121 162H122V160H123V162H125L124 161L125 159H123V158H125L127 155H130V154L133 153V155L138 154V161L142 162L141 164L139 162V164L141 166H143V164H144V161L142 160L144 158L143 153L145 152V149H147V146H148L147 144H149L150 140L155 139V141H157V143L158 142L161 143V142L165 141L164 137L166 136V134H165L164 128L162 126H159L158 124L156 125V123H152L153 121L151 120V117L149 119L148 116H147L148 117L147 118V117H143L142 115L140 116L141 120H139V122L137 121V119L140 118V117L135 118V120H136V122L134 121L135 123L133 122V119H131V117L130 118L129 117L128 118L125 117L124 119H126V120H124V122L122 124V117H119V118H121V120H120L118 118V116L116 115V113H115L116 110L115 111ZM18 111H19V113H18ZM20 112H22L23 114L20 113ZM66 112H67V114L64 115ZM69 112H71L70 118H69V115H70ZM95 112H96V110H95ZM88 113H90V114H88ZM87 114L89 116H87ZM110 115H112V118H110L111 117ZM53 116L55 117V119H54ZM86 116H87V118H86ZM144 116H146V115H144ZM60 117L61 118L65 117L66 119H68V118L69 119L68 120L59 119ZM47 118H49L48 120L50 122L46 121ZM60 120H61V122H59ZM116 120H118V121L116 122ZM41 121H42V123L39 124ZM63 121H66V122H63ZM80 121H82V122H80ZM46 122L48 124H46ZM35 123H37V124H35ZM56 123H58V124L60 123V124L58 125ZM131 123L133 124V126L136 125L138 127L136 128V126H135V129H133V126H132ZM246 124H247V126H251V128H252L251 129V131L253 133V134H251L252 137L250 136L247 139V141H244L242 143H238L236 145V143L234 141L235 137L238 136L240 133H243L245 131V125ZM111 126L112 125H110V123H107L105 131L108 128H110ZM46 128H47V131H46ZM243 129H244V131H243ZM224 131L226 133L225 134L226 137H228V138L227 139L224 138L222 140V139L219 138L220 136L218 137V134L221 133V132H224ZM240 131H242V132H240ZM200 135H201V137H200ZM126 136H127V138H126ZM202 136H204L205 139ZM136 137H138V138L136 139ZM214 137H216V139L218 138V140L213 139ZM20 138L21 139L18 140V143L20 141V143H19V147L20 148L23 147V149H26L28 146L31 145L32 142L30 141V139H29V137L27 135H24V136H22ZM232 138L234 140H232ZM123 139H125V140H123ZM128 139H129V141H128ZM209 139L210 140L211 139L214 140V142L211 140L212 144H209L210 143V142L208 143ZM114 140H115V143L113 142ZM116 140H118V142ZM120 140L121 141L123 140V141L121 142ZM173 140L175 142H178L175 139H173ZM217 141H221L222 143L219 142L221 144H217L216 143ZM231 141H233L232 142L233 144H231ZM36 144L33 147V148H35V147L36 148L32 149L33 150L32 152H29L30 156H32V157H29V155H27V157H29V158H27L26 163H28L29 164L28 166L30 167V168L27 169V172H30V170H33V168H34V170L31 171V173H29V174L34 176L35 174H37L36 171L37 172H41L42 171L41 172L43 174L42 177H41V175H42L41 173L40 174L38 173V174L40 176V179L42 178V180L45 181V179L49 178V175L46 176L47 177L46 178V177H44V174L47 175L46 173H49L50 170L52 171V169L54 168L55 162L57 163L58 160H60V158H59L60 156H57V154L54 152L55 148L53 147L54 148V150H53V148L50 145V142H48V143L40 142V144L38 143L37 146H36ZM114 144H116V145H114ZM225 144H226V146H225ZM218 145H220L222 147H220ZM5 146L6 145H4V147ZM32 146H33V143H32ZM249 146H251V147H249ZM49 148H52V150H53L52 153L53 154L51 153L52 150L49 149ZM180 148H181L180 152H182V156L185 155V154H189L190 155L191 153H192L191 155H193V154L195 155V153H197L196 150H194V151L192 150L190 145H184V147L182 146ZM233 148H235V149H233ZM48 149H49L50 152L48 151ZM91 149H93V150H91ZM187 149H189V150H187ZM137 150H138V152H135L136 153L135 154L133 151H137ZM105 151H106V153H104ZM236 151L238 153H236ZM240 151L242 153H240ZM47 152H49L51 154L48 153V155H47ZM85 152H87V153H85ZM234 153H236V156H235ZM54 154H56V155H54ZM233 154H234V156H231ZM240 154H241V156H240ZM46 155L48 156V158L46 157ZM49 155H50V157H52V155H53V157L50 158ZM237 155H238V157L239 156L240 157L238 158ZM33 156L36 157V158L33 159ZM55 156L57 158H55ZM9 157L12 158V160L7 164V169L9 171L14 172L16 174V173H18L17 171L19 169L18 167H19V164H20L21 161L17 160V159H13L12 156H9ZM42 157H43V161L41 160ZM113 157H114V160L110 159V158H113ZM115 157H118V158H115ZM37 158L40 159V160L37 161ZM46 158H47V160H46ZM227 160H228V162H227ZM120 161H118V164H121V166H119L118 164L116 165V167L111 165V170H110V164H108L107 166L104 167V168L107 167L106 168L107 171H103V170H106V169H100L99 168L100 170H98V171L102 170L101 172H99L101 174H99L97 171H94V169H93V167L91 165L92 168L90 167L89 168L90 171H88L90 173V175L93 176L94 172L95 173L97 172L92 178L90 177V175L87 176L88 173H86L87 172L86 171V172L83 173L84 175L82 174L83 178H81V177L79 178L78 177L79 178V179L77 178L78 180L74 179V178H71L74 181L73 183L68 181V180L64 181L62 184L65 183L66 184V185L64 184L65 187H63L64 185L62 186L61 183L57 184L59 182L56 181V180H54L53 183H52V179H51V182H50V180H49L50 178L46 180V181L49 182V184H48V182L47 183L42 182V180H40L41 182L37 181L38 190L37 189H35V190H37V192H38L37 193L38 197H40V199H43V200L45 199L47 201H51L53 203V205H55L58 208V211L60 212L58 216H51L50 219H48L46 221L45 225H47L48 228L49 227L52 228L54 226L55 227L59 226V227H61L63 229H66V230L68 229L67 231H68V233H70L68 236L66 235L67 237L66 236H64L65 238L62 237L63 238V239L61 238L62 241L63 240L64 241L65 240L68 241L72 237L74 238V239L72 238V240L80 241V239H82L83 237H82L81 233H79V231L77 232V230H78L76 228L77 226L74 227L75 226V222H76V224L79 222L78 219L76 221V218L79 216L80 213L85 212V210L88 211V210H90V208L91 209L94 208V207L97 208L98 203H102V201H103L102 198H98V200H100V201L97 200V203H96V202H94L95 198H92V201L90 199V201H87V203H84L85 205L83 204V206H82V204H79V205L76 204L77 205L76 206L72 201H70L67 198H65V196L66 195L68 196L70 194L69 192L73 191L74 189L76 190L79 187L86 186L85 184L87 183V180H93L95 178L104 177V176H106L107 174H110V173H112L116 179H118V178L121 179L122 175H123L122 173H125L128 170L126 168H128L129 165H128V163L126 164V162L123 164V162L121 163ZM33 162L36 163V164H34ZM44 162H45V164H44ZM103 163H106V164L103 165ZM173 163H174V161H173ZM176 163H177L176 167H177V170H178L181 162L178 161ZM176 163H174L173 165H175ZM31 164H32V167H33L32 169H31ZM33 164L36 167L33 166ZM37 164H38V166H37ZM39 164H42V165H39ZM49 164H50V166H49ZM52 164H53V166H51ZM170 164H172V163H170ZM218 164L219 165L223 164V165H220L221 166L220 167ZM246 166H247V168H246ZM112 167H113V169H112ZM162 169H163V167H162ZM43 172H45V173H43ZM215 172H217V174ZM228 173H229V176H228ZM221 175H222V177H221ZM164 176H162V177H164ZM172 176H168V177L170 178V180L172 182H175L177 180V177H176V175H172ZM198 176L200 177V174L197 175V176L195 175V178H198ZM52 177H53V175H52ZM84 177H90V178L89 179L86 178L87 180H85ZM168 177L167 178L164 177L165 180L169 179ZM216 177H219V178H216ZM26 179H28V178H26ZM69 180H70V178H69ZM79 180H82V181H85V182H82V181H79ZM181 180L177 182V183H180V185L182 183H184ZM75 181L77 183L79 181V184H77V185H79L78 187L76 186ZM229 181L231 182V184H230ZM54 182H55V184H57L59 189L61 188L60 189L61 191L64 190L62 192V193L65 194V196L63 194L64 198L62 197V199H61L62 193L60 194V190L58 191V188H56L57 186L55 188L57 189L58 192L55 191L56 189H53ZM38 183L39 184L42 183V185H40L41 187L39 186ZM50 183H52V184H50ZM250 183H252V185ZM46 184L50 185L52 188L50 186H45ZM232 184L236 185L235 189H234V187H232V188L230 187V186H234ZM227 185H229V186H227ZM225 186H227V188ZM48 187H50V188H48ZM70 187H72V189ZM156 187L150 188L149 190H147L145 192L146 194L144 193L142 195L143 199L145 198L144 200L147 201V202L144 203L143 202L144 200H142L140 198H137V200L133 201L132 203L122 204V205H119L118 208H117V213H119L122 216L126 217L127 220H129V221L131 220L132 221V222L130 221L131 222L130 224H132V225L129 226V227H131V226L132 227L130 229H128L129 231L127 232V235L130 238V241L132 243H135L136 245L138 244V246L141 248V250H143V252L141 250L139 251L142 254H140V253L139 254L138 253L135 254L136 259H134L133 254L131 255L133 257L132 258L133 261H132L131 264H134V263L135 264H145V262H147V264H229V263H232V264H234V263L235 264H253L252 261L248 260V257H246L247 256L246 254H250V252L248 251L249 247L248 248L246 247L247 245H249V243H247V244L243 243L242 245H235V246H230V247L227 246V248L224 249V252L223 251L220 252V254L223 255L222 258H224V259L222 260V258H221V259H218V261H217V259L215 257L216 253L215 254L213 253L214 255L212 253H210V252H212V250H210V248H211L209 246L210 244L208 245V243L206 242L207 244L205 243L206 244L205 245L203 243L204 244L203 245L202 242L199 243L198 240H195L190 235L189 236H188V234L185 235L186 233L182 232L179 228L177 230V228H176L177 226H174L175 223H174L173 220L176 221V219L177 220L178 219H182L181 217H182V215L184 216V214H183L184 212L181 211L180 208H176V207H173V208L170 207L169 208L170 211H168L169 210V209H167L168 207L167 208L165 207L166 209H164V207L162 208V206H160V205H158V207H155L156 204L153 203V201H154V199L156 200V198H157L156 196L158 194L162 193V190H163L160 187H157V188ZM211 187H212V190H210ZM228 187H230L232 190L230 188H228ZM52 189L54 190L53 193H52ZM47 190H50V192L47 191ZM229 190H231V192L232 191H235V192L230 193ZM169 192H170V190H168V189L165 190V193H169ZM227 192H228V194H227ZM236 192H237V194H234ZM213 193L215 195H213ZM55 194H57L56 198H55ZM217 194H219V195H217ZM128 195H129V193H128ZM132 195H133V193H131V195H129L128 197L131 198V197H133ZM234 195L235 196L237 195V197H236L237 199L235 198L236 200L233 199ZM58 196H60V197L58 198ZM202 196H205V197H202ZM230 196H232V197L230 198ZM46 197H50V199H48ZM224 198H225V200H224ZM226 198L228 200L230 198V201H227ZM244 198H246V199H244ZM250 198H252V199H250ZM6 199H7L6 202H8L9 204L13 203V201L11 202L10 200H8V198H6ZM177 199L179 201L181 200V198H179V197ZM222 200H223V203H222ZM256 201H258V200H256ZM216 202L217 203L219 202V203L216 204ZM88 203H90V204H88ZM147 203L148 204L150 203V204L148 205ZM199 203L201 204V202H199ZM92 204L95 205V206H93ZM91 205L93 207H91ZM145 205L147 207H145ZM150 205H151V207H150ZM148 207L151 208L150 210H153V211H150ZM152 207H154V208H152ZM160 207L162 209L159 210ZM192 208L193 207L189 206V207H186V210H188V209L191 210ZM216 208H217V210H216ZM255 208L258 209V210L260 209L258 207H255ZM155 209L157 211H155ZM0 210H1L0 211V264H34L31 259H29V261L27 260L28 257L30 258V256H31V258L34 257V255L30 254L27 251V247H25V246L19 247L17 245L18 242L21 240V237H23V235H24L23 232H25V231H21L20 232L19 229H16V230L13 231V233H11L9 236L6 237L5 234L7 233V231L5 230L6 226H4V225H6V222L8 221L9 212H8L7 208L6 209L5 208H0ZM161 210H162V212H160ZM218 211H220V212H218ZM61 212H63V213H61ZM71 212H72L73 215L71 214ZM77 213H79V214H77ZM177 214H179V215H177ZM180 214H182V215H180ZM192 214L193 215H191V214L188 215V217L191 216L190 219L187 218L188 221L190 220L188 222L189 224L192 221H194V219H196L195 217H197L195 215L196 213H192ZM74 215L76 216V218L72 217ZM129 215H131V216H129ZM153 215H154V218H152ZM170 215L172 216L173 219L172 218L170 219V217H171ZM211 216H209V217H211ZM213 217H215V216H213ZM157 218H160L161 221L157 220V222H156L155 219H157ZM73 220H75V221H73ZM135 220H136V222H135ZM3 221H5V224H3L4 223ZM149 222H150V224H149ZM26 223H27L26 225H29V226L32 224V222H30V223L26 222ZM232 224L234 226L237 225L236 228H240V226H241V225H238V224H240L239 222H238V224H237V222L236 223H232ZM33 225H34V223L31 225L32 227H30V230H32L31 233H30L31 236H35V234H36L35 231H37V230L32 229V228H36ZM160 225H162V226H160ZM73 227L76 228V229H74ZM48 228H47V231H49ZM238 234L241 235V233H239V232H238ZM118 235L119 234H117L116 231L111 232L109 234V236H108V239L109 238H117ZM186 237H188L189 239H187ZM67 238H68V240H67ZM61 239H60V241H61ZM154 239L156 240V242H155ZM47 241H48L47 243L50 244L53 240L51 241V239L49 240V238H47ZM146 241H147V243H146ZM197 241H198V243H197ZM147 244H148L149 248H148ZM59 245L60 244H55V245L53 244L54 247H51L50 249L49 248L45 249V250L42 249V251L44 253H46V255H47L48 261H46V262L48 264L57 263L59 261V259H60L59 262L63 261L62 264H79V262L77 263L75 261H74L75 263L74 262L73 263L67 262L68 260L65 258L66 257V251L65 250H61ZM23 247L25 249H23ZM150 247H151V249H150ZM146 248H147V250H146ZM103 249H104V246L102 244L96 245V247H94L92 250L89 251L90 253H89V255L86 258L95 259V257H96L95 255H98L97 252H101ZM237 250H238V252H237ZM124 251H123V254H128V250L127 249H124ZM146 251H150V253L152 254V255L150 254L151 257H148V256H146L144 254V253H146ZM155 251L157 253L156 255L154 253ZM242 251L243 252L245 251V253H244L245 255L243 254ZM56 252L60 253V255L57 254ZM61 252H62V255H61ZM235 252H237V253H235ZM164 253L166 255H161L160 256V254H164ZM28 255H30V256H28ZM168 255H169V257H168ZM240 255H242V257ZM165 256L167 258H169V259L167 260V258ZM147 257H148V259H146ZM152 257H154L153 260H151ZM234 257H236V258H234ZM245 257H246V259H245ZM138 258H139V261L137 260ZM149 258H151V259H149ZM162 259L165 260V262ZM150 260H151V263H150ZM242 260H243V262H242Z\"/></svg>",
    "mask_w": 264,
    "mask_h": 264
}]
</instances>
